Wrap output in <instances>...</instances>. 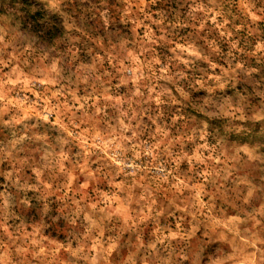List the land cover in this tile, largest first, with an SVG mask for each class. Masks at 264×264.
<instances>
[{"label":"clouds","instance_id":"obj_1","mask_svg":"<svg viewBox=\"0 0 264 264\" xmlns=\"http://www.w3.org/2000/svg\"><path fill=\"white\" fill-rule=\"evenodd\" d=\"M0 264H264V0H0Z\"/></svg>","mask_w":264,"mask_h":264}]
</instances>
